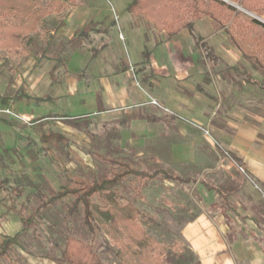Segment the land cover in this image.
<instances>
[{
	"label": "crops",
	"instance_id": "obj_1",
	"mask_svg": "<svg viewBox=\"0 0 264 264\" xmlns=\"http://www.w3.org/2000/svg\"><path fill=\"white\" fill-rule=\"evenodd\" d=\"M45 1L56 7L34 34L49 35L53 52L46 58L40 53L38 59L44 61L40 64L37 56L24 54L34 66L25 82L28 91L18 103L20 118L28 121L51 114L68 119L131 118L117 143L155 145L136 157L166 161L174 174L202 181L231 201L235 212L226 213L230 229L222 201L196 184L204 209L184 225L181 237L199 262L264 264V218L259 208L238 196L244 193L257 201L255 184L264 190V116L239 104L248 90L242 77H235L242 83L238 89L222 75L208 72L187 29L167 38L127 12L131 0H74L73 5ZM192 32L222 65H245L211 20L193 21ZM80 33H85L82 38ZM0 140L3 149L16 145L15 133L6 126L0 127ZM217 149L238 159L244 173ZM9 216L14 228L2 235L13 236L20 226L16 216ZM230 234L235 237L228 242ZM28 258V263L37 264Z\"/></svg>",
	"mask_w": 264,
	"mask_h": 264
},
{
	"label": "trees",
	"instance_id": "obj_2",
	"mask_svg": "<svg viewBox=\"0 0 264 264\" xmlns=\"http://www.w3.org/2000/svg\"><path fill=\"white\" fill-rule=\"evenodd\" d=\"M64 1L70 5L75 4L74 0ZM53 7H56L55 3L45 0H0V50L7 53L20 51L22 54L36 55L32 43L38 34L34 33L43 19L52 12ZM57 7L62 8L60 5ZM127 12L134 17H142L156 31L165 32L167 38H172L181 29H187L195 42V48L202 65L208 72L222 75L223 78L229 79L238 89H241L242 83L235 77H242V82L245 84H250L253 79V76L244 68L247 65L258 75L263 86L261 89H264V0H131ZM201 18L211 20L216 28L226 34L229 43L241 54L245 65L234 67L222 65L206 42L202 38L194 36L193 21ZM84 34L80 33L78 37L82 38ZM53 47L54 44L50 38L49 44L40 53L43 56L52 54ZM96 54V50L92 52L93 56ZM144 57L147 58V54H144ZM24 97L21 94L15 95L14 100L20 101ZM7 98L6 95L0 96V104L6 105ZM98 103H100L99 98ZM254 114L264 116V112ZM52 117L58 118L49 115L43 119ZM130 120L131 118L124 117L116 121L117 123L114 125L117 127L111 129L108 136L114 140L118 139V127L127 125ZM147 120L157 121L150 117H147ZM0 123L8 128L13 127L10 122L0 120ZM40 142L48 150L64 143L65 138L57 133H42ZM217 151L220 156L227 158L237 167L241 166V162L233 155L223 152L221 149H217ZM15 152L14 147L2 149L0 152L1 170L6 169L3 159L6 156L12 157ZM25 153H29V149H26ZM109 162L120 167V172L112 174L110 178L90 183L73 178L56 192L39 184H33L30 180L27 181V184L22 183L11 187L8 197L9 204L5 205L4 202H0V205L4 208L5 215L12 214L19 219L21 228L13 236H0V259H9L10 254L18 249L20 253L41 257L55 264H104L91 244L74 237L64 239L63 248L58 257L53 255L54 242L50 243L51 246L47 249V252L50 253L42 255L32 252L30 244H27V239L33 237L40 220L44 219L45 211L64 200H71L70 211H74L78 206L82 207L83 225L89 232L102 231L104 237L111 239L119 246L116 257L121 264H201L189 249L176 252L163 251L140 230L136 225L139 211L130 203L122 206L117 202L116 189L122 179L126 177L144 181L163 180L183 185L198 184L207 192L215 193L222 201L223 214L231 229V219L226 213H234L235 210L231 206L230 199L215 188L202 181L197 183L196 180L168 174L162 169H154L149 172L137 170L116 161L109 160ZM26 189L31 192H25ZM95 197H98L104 205L94 204L92 200ZM257 210L264 218V210L260 208ZM50 221L46 220V223L49 224ZM52 226H54V222ZM234 237L235 234H230L228 242H231ZM18 261L27 264L22 258H18Z\"/></svg>",
	"mask_w": 264,
	"mask_h": 264
},
{
	"label": "rangeland",
	"instance_id": "obj_3",
	"mask_svg": "<svg viewBox=\"0 0 264 264\" xmlns=\"http://www.w3.org/2000/svg\"><path fill=\"white\" fill-rule=\"evenodd\" d=\"M49 42L50 36L47 34L40 33L35 36L32 46L36 52L37 64L44 63L38 57ZM42 57L46 58L43 55ZM28 62L30 61L27 56L20 51L7 53L0 50V94L8 97L6 105L0 104V120L12 124L13 127L10 129L13 130L16 137V145L14 146L16 152L12 157L6 156L3 159L6 169H0V202H4L5 205L9 204L10 188L22 183L27 184L29 180L33 184H39L56 192L73 178L88 183L110 178L112 174L120 172L121 168L112 165L109 160L127 164L137 170L151 172L154 169H162L168 174H174L172 169L166 165V161L156 162L146 159V156L136 157L139 151L146 153L149 148L156 149L155 145H123L117 143L116 141L120 139L121 129L126 127L125 125L118 127V139L114 140L108 136L111 129L117 127L114 125L117 123L116 121L121 120L123 116L118 120L101 118L100 116L74 119L57 116L58 118L43 119L44 117H42L28 119V121L22 120L18 112V103L22 99L15 101L14 96L20 94L24 96L26 90L28 91L25 82H27L30 69L34 66ZM244 68L253 76V79L250 84H246L248 90L240 99L239 104L253 114H261L264 112V89H261L263 87L261 80L250 66L246 65ZM4 83L6 84L5 89H3ZM51 115L54 116V114ZM35 120L41 121L36 122ZM217 124L221 125L219 122ZM2 126L4 125L0 123V127ZM49 132L60 134L65 138V142L58 147H51L47 150L41 144L40 136L42 133ZM163 148L160 149L164 150ZM2 149L0 144V152ZM26 149H29V153L24 154ZM3 180L5 182H2ZM256 186L259 188V190L255 189L258 196L257 201L244 193L238 196L245 204L260 208L264 204V190L260 186ZM199 189L194 184L183 185L163 180L144 181L126 177L122 179L116 189V198L120 205L130 203L139 211L136 225L154 241L158 248L163 251H187V245L181 237V230L188 221H191L204 209L202 205L203 195ZM29 191V189L25 190L27 193ZM92 201L98 206L104 205L98 197ZM218 201L221 202L220 199ZM70 203L71 200H64L45 211L44 219L40 220L33 237L27 239V244H30L32 252L38 255L50 253L47 252V249L50 248V243L54 242L53 255L58 257L63 248L64 239L74 237L91 244L104 264H121L116 257L119 246L111 239L104 237L102 231L89 232L83 225L82 207L78 206L74 211H70ZM4 212V208L0 205V236L14 228V222L10 220L11 216L5 215ZM51 219L52 221H50ZM46 220L50 221L49 224L46 223ZM18 222L21 228L19 219ZM53 222L54 226H52ZM18 258H22L27 264L30 263L26 261V258L37 264L52 263L50 260L41 257H32L20 253L17 249L10 254L9 259H0V264H8L9 262L11 264H24L18 261Z\"/></svg>",
	"mask_w": 264,
	"mask_h": 264
},
{
	"label": "built area",
	"instance_id": "obj_4",
	"mask_svg": "<svg viewBox=\"0 0 264 264\" xmlns=\"http://www.w3.org/2000/svg\"><path fill=\"white\" fill-rule=\"evenodd\" d=\"M120 38H121V37H120ZM151 104L154 105V106L160 107L159 104H157L155 101H151ZM239 171H240L241 173H244V170H243V168H241V167H239ZM254 188L257 189V190H259V188H258L256 185L254 186Z\"/></svg>",
	"mask_w": 264,
	"mask_h": 264
}]
</instances>
